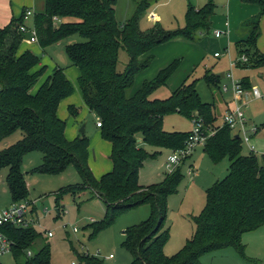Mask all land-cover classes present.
<instances>
[{"label":"trees","instance_id":"obj_1","mask_svg":"<svg viewBox=\"0 0 264 264\" xmlns=\"http://www.w3.org/2000/svg\"><path fill=\"white\" fill-rule=\"evenodd\" d=\"M44 1L43 13L33 15L37 44L44 49L73 35L83 39L67 46L65 53L79 71L77 83L83 102L99 118L102 137L111 145L112 170L95 178L88 166V140L65 139V123L58 119L57 108L60 101L72 94V87L63 70L54 68L38 90L31 92L38 77L31 75L30 70L40 62L29 50L18 54L25 37L19 32L23 13L21 19L12 18L0 28V143L17 131L22 134L21 139L0 150V172L7 169L5 183L12 203L28 201L22 158L38 151L42 162L34 173L58 175L72 166L81 178L80 184L59 189L55 193L57 202L65 195L90 191L105 205L104 219L92 224L95 231L109 226L120 213L150 204L149 218L123 232L122 246L131 254L130 264H201L203 255L226 248L245 258L242 236L264 228V166L258 164L254 153L241 154V138L229 126L216 125L214 106L200 100L194 82L183 84L166 100L150 99L156 89L165 86L172 67L161 71L154 81L144 82L133 96L128 95L134 76L152 61V57L141 60L144 54L170 38L192 40L196 31L209 30V19L215 10L212 0L198 10L188 6L186 26L174 32L164 31L159 25L148 32L139 29V22L153 0L136 2L133 15L122 25L115 19L116 0ZM242 1L255 4L258 13L242 24L247 38L239 43L240 54L250 55L259 64L264 61L256 49L264 1ZM120 51L128 56L123 72L117 70ZM205 82L213 89L219 86L218 78L209 72ZM240 84L243 89L250 88L247 78ZM67 110L71 116L78 115L73 107ZM170 114L199 119L206 137L203 153L213 164L227 159L229 166L227 175L206 190V204L193 218L195 229L190 239L179 252L168 257L163 253L168 239V232L163 230L166 199L176 192L183 179L182 167L180 164L159 185L140 186L138 171L157 152L149 154L140 147L138 135L148 147L182 149L190 132L164 131L163 118ZM3 231L13 242L11 254L15 259L24 255L40 236L33 227H6ZM91 260L87 264L96 263ZM17 264H50L49 246Z\"/></svg>","mask_w":264,"mask_h":264},{"label":"rangeland","instance_id":"obj_2","mask_svg":"<svg viewBox=\"0 0 264 264\" xmlns=\"http://www.w3.org/2000/svg\"><path fill=\"white\" fill-rule=\"evenodd\" d=\"M139 1L141 0H116L115 19L119 25L133 15L135 3ZM208 1L153 0L139 22V29L148 32L156 25L167 32L183 29L186 26L185 15L188 6L198 10ZM212 3L215 10L214 15L209 19V30L196 31L192 40L180 36L170 38L141 57V60L152 57V61L145 70L134 76L128 95L133 96L144 82L154 81L161 71L172 67L165 86L156 89L150 99L166 100L183 84L194 82L200 100L214 106L216 123L222 124L224 103L230 102L233 105L237 103L231 82L227 78L228 74L232 75L235 82L248 78L251 87L257 88L264 94V63L256 64L255 60L247 54L246 63H241L242 55L239 48V43L247 38V32L242 24L257 15V6L242 0H212ZM44 6V0L8 1L11 16L16 20L22 18L26 8H31L36 15L43 13ZM153 14L155 18H151ZM33 18L34 16H30L22 21L30 30L33 28ZM216 31L221 33L218 38L214 36ZM82 41L79 35H73L42 49L38 44H31L28 36H25L19 49H27L39 58L40 64L30 70L31 75L37 74L38 77L31 90L32 93L38 90L54 68L63 70L72 87V94L60 101L57 117L65 123L64 136L67 141L81 137L88 140V166L93 176L99 179L102 175H96L101 169L102 161L110 163L112 170V163L109 159L111 145L103 139L101 129L96 127L99 118L85 106L77 83L79 71L71 65L65 53L67 46ZM256 49L259 56L264 59V15L260 21V34ZM127 63V54L120 51L118 72H123ZM207 72L218 78L217 88L213 89L206 84ZM224 86H227V91L223 90ZM238 103L247 119V128L256 126L259 129L254 142L250 139V144H255L253 146L256 147V151L264 152V101L250 99L245 106H242V102ZM69 107L75 108L78 115L71 116L67 110ZM82 126H84V132L80 133ZM162 128L166 132L188 133L193 131V122L179 114H170L164 116ZM21 137V132L17 131L4 141H9L11 145ZM139 138L141 137L138 135ZM139 145L149 154L155 152L157 154L154 159H151L152 161L147 160L139 169L138 184L143 187L161 184L168 175L166 161L171 151L148 147L143 143ZM241 147L242 155H248L251 152L244 140H241ZM41 162L42 155L38 151L27 153L22 158V172L29 185L28 201L35 202V208L31 213L35 221L33 228L40 236L25 251L24 255L15 259L11 253L5 254L0 257V264L23 263L26 259L33 258L46 245L49 246L50 264H87L92 261L91 259L96 261L94 264H130L131 254L122 246L123 232L149 218L150 204H142L120 213L109 226L95 231L92 224L104 219L105 205L93 197L90 191L76 195L68 194L57 202L55 193L69 185L80 184L81 178L72 166L58 175L34 173ZM190 165L194 168V174L191 177L187 175ZM228 166L227 159L213 164L203 153L201 146L196 147L189 160L181 166L183 179L177 186L176 192L166 199L163 230L168 232V239L163 247L165 256L169 257L179 252L190 239L195 229L193 218L201 213L206 204V190L227 175ZM6 176L7 169H3L0 172V205L12 204L5 183ZM57 209L59 215L56 212ZM46 233H51V237L48 238ZM242 244L245 248V258H241L234 249L226 248L203 255L200 263L264 264V228L245 233L242 236ZM88 256L87 260H82V257L84 259Z\"/></svg>","mask_w":264,"mask_h":264},{"label":"built area","instance_id":"obj_3","mask_svg":"<svg viewBox=\"0 0 264 264\" xmlns=\"http://www.w3.org/2000/svg\"><path fill=\"white\" fill-rule=\"evenodd\" d=\"M33 16V12L30 9H26L23 14V19ZM153 18V17H152ZM19 32L28 36V41L31 44H37V37L35 30L32 28L30 30L24 24L19 26ZM214 36L218 38L221 36L220 32H214ZM217 56V53L214 54ZM246 57L241 56V63H246ZM227 78L230 80L232 85V92L234 93L235 103L229 110H227L222 118V124L229 126L233 131L238 132V136L241 140H244L248 144L251 136H254L258 132L256 126H251L247 128V119L242 111L241 106L238 102H242L246 105V102L250 99H258L264 101V94L261 93L257 88L243 89L239 82H235L232 79V75L228 74ZM224 91H227V86L223 87ZM193 131L190 132L188 139L186 140L184 147L180 150L171 151L166 161V170L168 174H171L175 169L195 150L198 146H203L206 137L202 134L200 120L193 117ZM96 127H100V122L96 123ZM250 151L254 153L253 146L249 147ZM35 208V202L21 201L17 203H12L7 208L0 209V257L9 254L12 251L13 242L6 236L3 228H21L26 229L33 227L35 225L34 219L31 217V213ZM47 237H51V233H46ZM73 264V263H72Z\"/></svg>","mask_w":264,"mask_h":264},{"label":"crops","instance_id":"obj_4","mask_svg":"<svg viewBox=\"0 0 264 264\" xmlns=\"http://www.w3.org/2000/svg\"><path fill=\"white\" fill-rule=\"evenodd\" d=\"M8 1L9 0H0V28H2V27H4V26H6L9 22H10V20H11V18H12V13H10V11H9V8H8ZM26 9H29V8H26ZM25 9V10H26ZM258 9V8H257ZM30 10H31V8H30ZM32 11V10H31ZM33 12V11H32ZM251 14H253V13H251ZM33 15H34V12H33ZM155 18L156 16H155V14H153L152 16H151V18ZM27 49H23V50H18V54H21V53H23L24 51H26ZM264 60V59H263ZM262 63H264V61L262 62ZM262 76L260 75V78H261ZM244 79V78H243ZM243 79H241L239 82H241ZM247 80L249 81V86H250V88L249 89H251L252 87H251V83H250V80L247 78ZM228 106L229 107H232L233 106V104L232 103H230V102H227V103H224V107H225V111H224V113L228 110ZM224 115V114H223ZM223 118V117H222ZM223 123V122H222ZM216 125H218V126H221L222 124H217L216 123ZM234 132V134H238V132L236 131H233ZM258 132H259V129H258ZM258 132H257V134L256 135H254V136H251V141H253L254 142V138L258 135ZM19 140V139H18ZM18 140H16V141H18ZM141 142V138H139L138 139V143L139 144H141L140 143ZM13 144V143H12ZM9 145V141H3V142H1L0 143V150L2 149V148H4V147H6V146H8ZM253 145L255 146V144L253 143ZM252 144H250V141L248 142V146L250 147V146H253ZM140 146V145H139ZM254 146H253V148H254ZM256 148V147H255ZM255 148H254V154H255V156H256V158H257V160H258V164L260 165V166H264V152H258V151H256L255 150ZM164 150V149H163ZM168 151V150H167ZM189 158H190V156H189ZM189 158H187L183 163H181V166L183 165H185V163L189 160ZM107 161H109V160H107ZM148 161H150V160H148ZM152 161V160H151ZM110 162V161H109ZM147 162V161H146ZM145 162V163H146ZM94 164H95V162H94ZM111 169H110V163H108V162H105V161H102V163H101V169L99 170V172L97 173V175L96 176H101V175H104L105 173H107V172H109ZM93 171V170H92ZM193 174H194V168H193V166L192 165H190L189 167H188V169H187V175L189 176V177H191V176H193ZM26 179V178H25ZM26 184H27V187L29 186L28 185V183H27V181H26ZM29 188V187H28ZM9 205H0V209H3V208H7ZM37 206H39V204H37ZM56 212H58V210H56Z\"/></svg>","mask_w":264,"mask_h":264},{"label":"water","instance_id":"obj_5","mask_svg":"<svg viewBox=\"0 0 264 264\" xmlns=\"http://www.w3.org/2000/svg\"><path fill=\"white\" fill-rule=\"evenodd\" d=\"M83 132H84V126H82L80 129V133H83Z\"/></svg>","mask_w":264,"mask_h":264}]
</instances>
